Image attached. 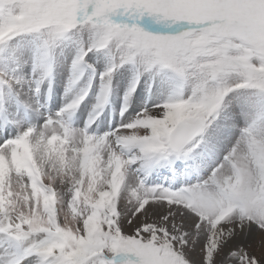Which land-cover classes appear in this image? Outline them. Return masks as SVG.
I'll list each match as a JSON object with an SVG mask.
<instances>
[{
  "label": "snow or ice",
  "instance_id": "1",
  "mask_svg": "<svg viewBox=\"0 0 264 264\" xmlns=\"http://www.w3.org/2000/svg\"><path fill=\"white\" fill-rule=\"evenodd\" d=\"M0 264H264V0H0Z\"/></svg>",
  "mask_w": 264,
  "mask_h": 264
}]
</instances>
